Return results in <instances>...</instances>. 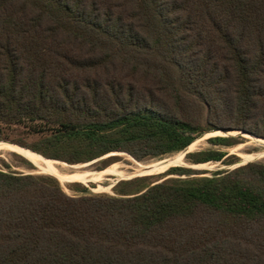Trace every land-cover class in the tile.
<instances>
[{
	"label": "trees",
	"instance_id": "trees-1",
	"mask_svg": "<svg viewBox=\"0 0 264 264\" xmlns=\"http://www.w3.org/2000/svg\"><path fill=\"white\" fill-rule=\"evenodd\" d=\"M232 130L264 139V0H0V142L68 165L142 162ZM244 140L186 160L232 166L222 148ZM206 174L69 196L0 169V264H264V163Z\"/></svg>",
	"mask_w": 264,
	"mask_h": 264
},
{
	"label": "rangeland",
	"instance_id": "rangeland-1",
	"mask_svg": "<svg viewBox=\"0 0 264 264\" xmlns=\"http://www.w3.org/2000/svg\"><path fill=\"white\" fill-rule=\"evenodd\" d=\"M23 131H24L23 129H18L14 133L12 132H8V133L9 136L11 134L10 138L13 137L17 139H22L25 137L21 135V132ZM229 135L230 136L242 135L245 139L243 144H240L233 148H228V149L222 148V150L226 152L228 156H237L239 158L237 164H234L232 166H226L222 162H218V163L193 165L187 162L186 156L188 154L214 148L212 145L208 143V140L210 138L216 136H229ZM13 145L20 148V146L13 144L10 141L0 142V169L4 171L19 172L26 175L29 174L49 175L58 178V176H56L55 174L48 173L43 169H41L39 166L42 165V167L48 168L49 165H52L56 169L57 173L63 177L67 175H71L75 172H79L81 174L87 175L82 179H77V180L72 179V181L71 179L66 180L64 178H58L65 193L68 194L69 196L80 195L79 193L73 191L70 188V185L73 183L82 184L83 186L88 188L89 192L92 194L113 195L114 188L121 181L130 180L136 177H143V176H153L154 178L152 181H157L159 175L164 174L166 171L174 167L192 168L198 172H208L209 174H206L205 176H210L212 172L218 170H233L237 167H240L242 165L251 162L264 163V139L252 136L248 133L243 135L241 134V131L238 130H232L230 132H222V131L213 132L198 139L192 146H190L187 149L188 151L186 150L184 152L166 156L164 158L151 159L142 162L135 160L132 156L128 154L119 153V154H112L86 164L68 165L59 161L48 160L44 157L43 159L41 158L42 156L40 157L37 154L32 153V151L21 147L22 149L31 152L37 157V159L39 160L38 162L40 163L38 165L33 163L31 160L27 159L26 157L22 156L21 154L15 152L12 148L14 147ZM113 156L116 158V160L111 162L110 165H108L107 168H105L106 165L105 162L109 161L110 158ZM103 168H105V170H102Z\"/></svg>",
	"mask_w": 264,
	"mask_h": 264
},
{
	"label": "bare ground",
	"instance_id": "bare-ground-1",
	"mask_svg": "<svg viewBox=\"0 0 264 264\" xmlns=\"http://www.w3.org/2000/svg\"><path fill=\"white\" fill-rule=\"evenodd\" d=\"M8 148H9V146H8ZM13 148V150L15 151V152H17V153H19V154H21L22 156H24V157H26L27 159H29V160H31L33 163H35V164H40L38 161V159H37V157L34 155V154H32L31 152H29V151H27V150H25V149H22V148H19V147H16V146H14V147H12ZM188 151V150H187ZM41 159V158H40ZM41 161V160H40ZM48 161V160H47ZM49 162V161H48ZM40 166V168L41 169H43L44 171H46V172H48V173H53V174H55L56 176H58V178H64V179H71V181H72V179H75V180H77V179H82V178H84L85 176H87V175H84V174H81V173H79V172H75V173H73V174H71V175H67V176H60L58 173H57V171H56V169L52 166V165H49L48 166V168L46 167H42V165H39ZM47 166V165H46ZM159 168V167H158ZM148 170V169H147ZM161 171V170H160ZM153 172V171H152ZM155 173V172H154ZM144 174V173H143ZM146 174V173H145ZM147 174H149V173H147ZM114 175V174H113ZM123 175V174H122ZM86 180V179H85Z\"/></svg>",
	"mask_w": 264,
	"mask_h": 264
},
{
	"label": "water",
	"instance_id": "water-1",
	"mask_svg": "<svg viewBox=\"0 0 264 264\" xmlns=\"http://www.w3.org/2000/svg\"><path fill=\"white\" fill-rule=\"evenodd\" d=\"M241 134H243V135H245L246 133L245 132H242L241 131ZM12 145V144H11ZM13 146H15V145H13ZM21 148V147H20ZM38 155V154H37ZM38 156H40V155H38ZM41 157V156H40ZM41 158H43V157H41ZM44 159V158H43ZM46 160V159H45Z\"/></svg>",
	"mask_w": 264,
	"mask_h": 264
}]
</instances>
